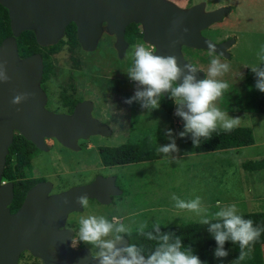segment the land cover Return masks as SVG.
Here are the masks:
<instances>
[{
  "label": "rangeland",
  "instance_id": "1",
  "mask_svg": "<svg viewBox=\"0 0 264 264\" xmlns=\"http://www.w3.org/2000/svg\"><path fill=\"white\" fill-rule=\"evenodd\" d=\"M165 1L180 9L204 3L205 11L232 6V11L222 21L201 30L203 36L215 42L229 37L236 38V43L228 50L230 57L217 54L221 62L229 64L230 68L227 73L217 78L226 82L229 87L215 104L229 118L239 117L238 125L251 127L258 143L264 141V113L248 110L244 102L241 104L246 69L253 66L264 68V0ZM33 23L39 25L37 20ZM106 26L107 22L103 21L102 33L93 50H85L81 45L71 52L65 45L56 52L53 55V70L40 83V87L46 94L45 107L48 110L68 114L67 106L60 99V93L73 81L74 97L91 100L93 117L107 123L112 128V134L80 138L79 149L66 147L55 137H46L48 148L33 158V167L28 171L30 177H44L53 183L51 193H56L89 182L99 174L114 175L119 187L126 192L114 197L109 204L89 200L87 209L71 214L70 218L95 215L104 216L111 222L112 217L117 216L129 230L142 224L154 227L157 222L160 226H168L187 220H201V216L195 212L176 208L173 195L185 201L200 197L209 218L219 211L217 202L221 205L235 204L238 214L264 211V172L246 174L242 166L250 156L264 155V152L256 151L258 145L214 152H193L185 144L184 138L179 137V133L184 131L185 122L175 114V103L171 114L161 107L155 110L144 109L140 101L126 103L141 88L128 75V69L133 64L135 47L144 45L156 51V45L145 41L143 23L133 21L125 28L127 47L124 54L120 55L115 45L116 35L110 33ZM184 47L186 46H183L182 52L185 58L198 69H202L205 79L208 78L207 69L211 60L208 50L188 47V51ZM72 54L80 62L79 66L73 61ZM68 91L71 92V88ZM156 127L164 133L167 129L172 130L178 152L170 153L167 157L159 152L156 159L149 161L113 167L103 165L98 151L100 145H119L133 136L138 137L142 129ZM169 143L171 141L165 135L160 146ZM262 147L263 145L260 150ZM260 157L262 156L257 158ZM110 238L112 237L105 239ZM87 248L92 250V245H87ZM225 250L228 256H215V264H232L235 261L233 248L225 246ZM18 264L45 262L29 250H24Z\"/></svg>",
  "mask_w": 264,
  "mask_h": 264
},
{
  "label": "water",
  "instance_id": "2",
  "mask_svg": "<svg viewBox=\"0 0 264 264\" xmlns=\"http://www.w3.org/2000/svg\"><path fill=\"white\" fill-rule=\"evenodd\" d=\"M0 2L10 10L13 33L0 44V65L10 77L8 82L0 81V264H18L24 250L41 257L45 264H99L92 259L89 248L71 247L73 231L64 226L70 212L83 210L76 203V197L86 194L109 204L114 196L123 192L114 175L99 174L89 183L56 193H51L52 182L39 181L27 191L20 208L16 212L10 210L14 184L11 181L2 183V174L15 132L40 150L48 148L46 137H55L66 147L79 149L80 138L112 134L107 123L93 117L91 100L78 101L68 114L55 113L45 107L46 94L40 87L44 71L42 55L35 53L21 58L16 37L25 29L34 28L38 44H56L67 24L74 21L79 43L85 50H93L102 33V22L106 21V28L116 35V48L123 55L127 47L125 28L136 21L143 23L144 39L156 45L157 55H173L183 66L189 63L182 52L183 46L208 50V41L216 45V54L230 57L228 50L236 43L235 37L215 42L203 36L201 30L222 21L231 6L205 11L204 3L180 9L165 0ZM36 20L38 26L33 23ZM195 75L197 80L205 79L202 69ZM20 93H29V98L20 105H13V97ZM122 237L124 243L129 244V238L124 234Z\"/></svg>",
  "mask_w": 264,
  "mask_h": 264
},
{
  "label": "clouds",
  "instance_id": "3",
  "mask_svg": "<svg viewBox=\"0 0 264 264\" xmlns=\"http://www.w3.org/2000/svg\"><path fill=\"white\" fill-rule=\"evenodd\" d=\"M187 31V29H185ZM208 54L211 57L207 69V77L197 80L195 73L198 68L185 63L181 66L177 57L173 55H157L155 50L144 45H137L133 52V64L128 69L131 80L137 82L141 88L126 103L141 102V107L155 110L160 107V98L164 93L175 103V114L183 119L184 131L179 133L180 138L188 134L192 136L194 146L199 147L201 138L211 139L212 133L221 127L230 132L239 123V117H231L221 111L215 102L223 95L229 85L218 77L229 71V64L221 62L216 54V45L207 42ZM252 71L257 76L255 87L264 92V68L253 66ZM10 77L3 65H0V81L8 82ZM179 81V83H178ZM29 93H20L13 97L11 103L20 105L29 98ZM165 135L171 143L159 147V152L165 157L170 153L178 152L172 130H165ZM175 207L181 210L195 212L201 216L200 223L208 226V231L217 242L215 256L223 258L228 256L225 243L232 241L240 249L238 258L232 262L242 261L248 255L252 245L261 235V229L254 226L251 219H245L238 214L235 204L221 205L217 202L219 211L209 218L202 207L201 198L196 197L191 201L181 200L175 195ZM76 203L87 209L89 197L84 194L76 197ZM215 221V222H213ZM146 224L139 228L141 235H146L149 240L158 241L154 251L145 256L142 249L136 244H125L122 234L129 233V228L120 222V218L113 216L111 222L104 216L89 215L79 220L77 238L87 245H92L91 257L99 264H202L200 258L193 254L190 247L185 248L179 237L172 238L170 234L160 232V223L154 225L155 234L146 232ZM112 237L105 239L106 237ZM73 240V247L76 246ZM95 249H99L96 251ZM87 259V257H85Z\"/></svg>",
  "mask_w": 264,
  "mask_h": 264
},
{
  "label": "trees",
  "instance_id": "4",
  "mask_svg": "<svg viewBox=\"0 0 264 264\" xmlns=\"http://www.w3.org/2000/svg\"><path fill=\"white\" fill-rule=\"evenodd\" d=\"M10 22V16L6 7L0 3V44L6 37L13 34ZM65 45L71 52L81 46L77 37V26L73 22L66 26L64 35L59 41L51 46L44 48L40 46L36 41L33 30H25L17 39L18 53L21 58L35 53L42 55L44 64L42 82L49 77L53 70V54L61 50ZM184 49L190 50L188 47H184ZM72 59L77 66L80 65V62L73 54ZM256 81L257 76L252 71V68H247L244 74V94L241 104L244 102L248 110L252 109V111L264 113V92L259 91L255 87ZM68 88H71L72 91L69 92ZM68 88H64L61 91L60 99L63 105L67 106V110L70 113L80 99H77L73 95V91L75 90L73 81L68 83ZM160 107L168 114L173 112L174 101L169 98L168 93L166 96L163 95L160 98ZM140 131L141 134L138 137L133 136L119 145H100L98 151L103 165L113 167L156 159L159 155L160 144L165 139V133L159 127L142 129ZM184 142L193 152L203 153L251 146L257 140L251 127L237 125L230 132L218 127L212 133L211 139L201 138L199 147L194 146L191 134L184 137ZM40 152L42 150L34 143L26 139L19 132H15L13 141L8 148L6 164L2 174V180L5 182L11 181L14 184V196L9 205L12 212H16L20 208L27 191L32 186L39 181L46 180L44 177H30L28 172L33 167V158L39 155ZM242 166L246 174L249 172L261 173L259 171H263L264 169V157L248 158L242 163ZM123 192L126 191L124 190ZM240 215L245 219H251L254 222V226L261 229V235L250 245V250H245L248 252L246 258L242 261H237V264H264V211H251ZM139 228L133 227L129 233L124 235L129 238V245L136 244L137 247L142 249V253L147 256L155 250L158 241L149 240L146 235H141ZM144 231L145 233L151 231L155 234L154 227H146ZM160 232L162 234H170L173 239L179 237L184 247H190L193 254L200 258L202 264H215L214 253L217 248V242L208 231L207 225H202L200 221L187 220L177 224L160 226ZM225 246L233 248L234 259L236 260L240 254L239 246L232 241H227Z\"/></svg>",
  "mask_w": 264,
  "mask_h": 264
},
{
  "label": "flooded vegetation",
  "instance_id": "5",
  "mask_svg": "<svg viewBox=\"0 0 264 264\" xmlns=\"http://www.w3.org/2000/svg\"><path fill=\"white\" fill-rule=\"evenodd\" d=\"M1 3V2H0ZM2 4V3H1ZM3 5V4H2ZM4 6V5H3ZM231 6V5H230ZM6 9H7V11H8V13H10V10L6 7ZM232 11V6H231V10H230V12ZM229 12V13H230ZM71 22H73V23H75L74 21H70L68 24H70ZM67 24V25H68ZM34 31V30H33ZM24 32V31H23ZM34 33H35V31H34ZM17 40V39H16ZM37 41V40H36ZM38 43V42H37ZM40 45V44H39ZM52 45H54V44H52ZM40 46H42L43 48L44 47H47V46H51V45H40ZM55 54V53H54ZM53 54V55H54ZM43 59V58H42ZM107 176V175H106ZM109 176V175H108ZM93 180V179H92ZM91 180V181H92ZM91 181H89V182H91ZM89 182H86V183H89ZM86 183H83V184H86ZM116 183H117V178H116ZM117 185L119 186V184L117 183ZM114 197H116V196H114ZM113 197V198H114ZM89 200L90 201H92V200H94L96 203H99V201H97L95 198H89ZM85 210V208H83V210L82 211H74V212H71L69 215H68V217H67V220H66V225L64 226L65 228H68V229H71L72 231H73V239H76V241H77V246L75 247V248H77V249H83V248H87V244H85V243H83L82 241H79L78 240V238H77V233H78V231H79V220H80V218H70L72 215L71 214H73V213H81V212H83Z\"/></svg>",
  "mask_w": 264,
  "mask_h": 264
},
{
  "label": "crops",
  "instance_id": "6",
  "mask_svg": "<svg viewBox=\"0 0 264 264\" xmlns=\"http://www.w3.org/2000/svg\"><path fill=\"white\" fill-rule=\"evenodd\" d=\"M255 145H258L256 151H262V152H264V141H262V142H260V143L256 142L255 144H253V145H251V146H245V147H252V146H255ZM261 145H263V147H262V149L260 150V146H261ZM241 148H242V147H241ZM258 156H262V157H264V155H258ZM258 156H250V158H251V159H252V158H257ZM247 157H248V156H247ZM262 172H264V170H263ZM250 173H251V172H250Z\"/></svg>",
  "mask_w": 264,
  "mask_h": 264
},
{
  "label": "built area",
  "instance_id": "7",
  "mask_svg": "<svg viewBox=\"0 0 264 264\" xmlns=\"http://www.w3.org/2000/svg\"><path fill=\"white\" fill-rule=\"evenodd\" d=\"M2 183H5V181H4V180H2Z\"/></svg>",
  "mask_w": 264,
  "mask_h": 264
}]
</instances>
